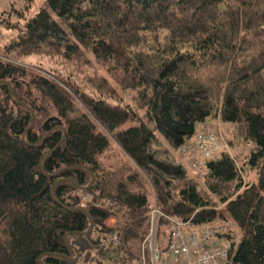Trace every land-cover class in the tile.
I'll use <instances>...</instances> for the list:
<instances>
[{"label": "trees", "instance_id": "16d2710c", "mask_svg": "<svg viewBox=\"0 0 264 264\" xmlns=\"http://www.w3.org/2000/svg\"><path fill=\"white\" fill-rule=\"evenodd\" d=\"M7 26L17 33L0 50V264H40V255L49 264H77L59 254L75 255L68 232L81 264H97V253L111 250L100 244L107 230L140 264L155 199L160 211L195 225L233 222L239 239L231 261L264 264V0H45L24 22ZM33 53L61 55L77 68L94 58L122 69L118 85L135 89L143 116L109 101L121 98L105 76H88L97 93H87L67 76L17 62ZM217 115L252 144L242 168L256 170L252 182L244 183L227 153L205 159L203 183L181 158L182 145ZM128 120L134 123L121 128ZM109 155L124 158L128 169L107 167ZM91 173L84 190L68 179L87 185ZM60 202L86 207L90 217ZM111 216L115 226L106 225ZM90 218L92 229L78 233ZM157 223L169 226L162 216Z\"/></svg>", "mask_w": 264, "mask_h": 264}, {"label": "rangeland", "instance_id": "374dc122", "mask_svg": "<svg viewBox=\"0 0 264 264\" xmlns=\"http://www.w3.org/2000/svg\"><path fill=\"white\" fill-rule=\"evenodd\" d=\"M45 0H34L33 3H31L30 6H26L25 0H0V50L4 47V45L10 41L17 33V28L12 26H7V22L11 21V23H17V20H20L24 22V20L28 16L34 15L40 7L44 6ZM25 13L26 16H22V13ZM9 25V24H8ZM239 52V50L237 51ZM1 56V54H0ZM18 63H21L23 66L36 70L37 72H41L45 75L55 77L57 75H63L64 77L67 76L71 78L72 80L76 81L79 85L80 89L83 91L86 90L87 93L94 92L93 86L89 84V86L86 84V78L88 76H105L109 79L111 85L115 87V89L118 91L119 96L121 100H117L115 98H108L110 102L116 103L121 102L122 104H129L131 106L135 105L134 96L135 95V89H123L118 85L117 76H120L123 74V70H113L109 69L108 66L102 63V61H97L96 59L92 58V63L85 64L79 68H77V65H72L69 62H66L63 57L58 55H47L42 53H33L29 55L22 56L17 59ZM242 87V86H240ZM97 92H94L96 94ZM139 114L143 116V111L136 108ZM208 124L211 125V128L206 127V125L201 126L202 128H199V130L204 131H214L217 134V138L221 145V151L218 153H227L231 157L234 158L237 167L242 172V177L244 183L252 182L257 178L256 170L251 168H246L245 170H242L245 160L247 159V155L250 152V149L252 148V144L248 139H245L243 136V133L241 131V128L238 127L235 124H231L229 122H224L219 115L216 117H210L206 120ZM134 122L132 120H128L125 123L121 125V128H125ZM216 130H215V129ZM211 129V130H210ZM104 130V129H103ZM110 136V140L112 143V150L115 151L117 156L119 155L118 146L115 143L114 137L111 133H108ZM159 139L165 146H170V142L167 138H165L163 135L157 133ZM180 153L185 156H182L181 158L183 160H186V164L189 166L190 173H192L193 170V162L195 159H198V154L195 152L194 149L188 151L187 153H183L182 150H179ZM175 155L178 157V152L175 150ZM114 153V152H110ZM220 155V154H219ZM218 155V156H219ZM181 158L178 157V160L181 161ZM124 158H113L111 155L108 157L103 158V162L106 164L107 167L118 169L122 168L123 170L128 169L127 162L123 161ZM199 176L196 177L197 180L201 181L203 183L204 174L206 172L203 171L204 167L198 168ZM192 175V174H191ZM243 188V187H242ZM150 190V189H149ZM151 192V190L149 191ZM106 204V203H105ZM220 207H223V204L220 205ZM117 224V220L115 217L111 216L109 219L106 220V225L108 226H115ZM158 225V224H157ZM190 225H186V227H189ZM168 227L166 228L165 225H158L157 229V244L159 245V248L162 250V255L164 256L163 249L166 247L168 242ZM92 236L95 238L97 237V234L95 232L92 233ZM134 244V243H132ZM138 246L139 244L136 243L131 247L130 251L133 252L135 255L138 254ZM141 246V245H140ZM83 262L82 258H80L77 261V264H81ZM147 264V263H146ZM149 264H153L152 261H150Z\"/></svg>", "mask_w": 264, "mask_h": 264}, {"label": "built area", "instance_id": "2783aa9c", "mask_svg": "<svg viewBox=\"0 0 264 264\" xmlns=\"http://www.w3.org/2000/svg\"><path fill=\"white\" fill-rule=\"evenodd\" d=\"M192 149L199 156L192 164V174L197 177L200 172L198 168L203 167L206 158L217 156L221 151V145L214 131L199 130L192 141L181 147L182 151L191 152ZM81 200L87 201L88 195L81 193ZM97 203L107 207L101 200ZM158 216L165 217L169 225L168 242L163 249L164 256H161L162 250L157 244ZM188 224L190 226L186 227ZM238 234V229L229 220L195 225L190 220L179 219L160 211L155 202L151 210V227L141 244L140 264H146V247L149 249L150 261L153 264H235L230 259V249L238 242ZM100 244L107 245L111 250L106 254L97 253L100 259L97 264H136L120 248L122 240L116 232L110 230L104 232Z\"/></svg>", "mask_w": 264, "mask_h": 264}, {"label": "water", "instance_id": "95a60500", "mask_svg": "<svg viewBox=\"0 0 264 264\" xmlns=\"http://www.w3.org/2000/svg\"><path fill=\"white\" fill-rule=\"evenodd\" d=\"M4 82H7L6 80H3ZM8 83V85H9V95H10V97L13 99V100H15L16 102H18V103H22L21 101H19V100H16L14 97H13V94H12V87H11V85H10V83L9 82H7ZM31 112H32V117H31V120L33 119V117H34V110L33 109H31ZM63 131H64V135H63V137H62V139L59 141V143L56 145V147L64 140V138H65V136H66V131H65V128H63ZM23 138L25 139V134H23ZM44 138V137H43ZM47 152H50V150H46V151H44V153L43 154H45V153H47ZM67 169H71V168H73V167H66ZM63 169H65V168H63ZM63 169H60L57 173H55L54 175H57L61 170H63ZM92 174V178H91V181L87 184V185H80L76 180H75V178H73V177H68V179H71V180H73L75 183H76V185H77V187L79 188V189H87L90 185H91V183H92V181L94 180V178H95V175H94V173H91ZM64 178H59L56 182H58V181H61V180H63ZM55 182V183H56ZM54 183V184H55ZM51 196H52V198H54V200L55 201H57L56 199H55V197H54V195L51 193ZM60 204H62L63 206H65L67 209H71V210H74V209H81V210H83L89 217H90V213H89V210L86 208V207H70V206H67V205H65V204H63V203H61L60 202ZM91 219V218H90ZM92 227H93V221H92V219L90 220V223H89V226H88V228L86 229V230H84V231H78V233H81V234H83V235H85V234H87L91 229H92ZM70 234V232H68L67 234H66V236H65V239H66V241H67V243L75 250V255L74 256H69V255H67L66 253H59L60 255H62V256H64L69 262H71V263H76L77 262V260H78V258H79V256H80V250L75 246V245H73V244H70L69 242H68V235ZM38 262L40 263V264H49V263H46V262H43L42 260H41V255L38 257Z\"/></svg>", "mask_w": 264, "mask_h": 264}, {"label": "flooded vegetation", "instance_id": "af4514ba", "mask_svg": "<svg viewBox=\"0 0 264 264\" xmlns=\"http://www.w3.org/2000/svg\"><path fill=\"white\" fill-rule=\"evenodd\" d=\"M75 254H76V253H75ZM73 256H74V255H73ZM78 260H79V258H78ZM78 260H77V261H78Z\"/></svg>", "mask_w": 264, "mask_h": 264}]
</instances>
